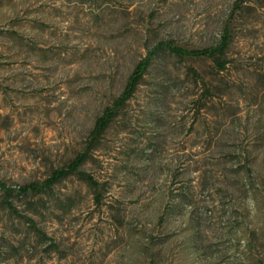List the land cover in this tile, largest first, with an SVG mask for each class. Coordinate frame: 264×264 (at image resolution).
<instances>
[{
  "label": "rangeland",
  "instance_id": "374dc122",
  "mask_svg": "<svg viewBox=\"0 0 264 264\" xmlns=\"http://www.w3.org/2000/svg\"><path fill=\"white\" fill-rule=\"evenodd\" d=\"M0 264H264V0H0Z\"/></svg>",
  "mask_w": 264,
  "mask_h": 264
},
{
  "label": "trees",
  "instance_id": "16d2710c",
  "mask_svg": "<svg viewBox=\"0 0 264 264\" xmlns=\"http://www.w3.org/2000/svg\"><path fill=\"white\" fill-rule=\"evenodd\" d=\"M230 32L228 29L225 30V33L222 37L221 44L213 48H203V49H183L180 47L172 46L171 50L180 55V56H192V57H221L224 55L225 50L228 48L230 43ZM152 62V53H149L144 60L139 62L136 68L133 70L130 75L128 82L125 86V89L119 97H117L111 106L107 107L102 115H100L93 127V130L90 134V139L92 142H96L100 137L105 133L110 124L114 121L116 116L119 114L122 107L129 101L135 94L138 86L140 85L142 78L151 65ZM218 65L221 68L225 67L224 62L217 61ZM86 159V154L78 155L66 168H62L53 172V174L40 186L35 184H30L21 188V191L27 192L28 190H46L49 189L52 185L59 182L61 179L68 176L70 173H75L78 168L83 164ZM85 179L88 182H93L90 176L84 174Z\"/></svg>",
  "mask_w": 264,
  "mask_h": 264
}]
</instances>
